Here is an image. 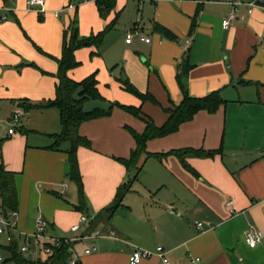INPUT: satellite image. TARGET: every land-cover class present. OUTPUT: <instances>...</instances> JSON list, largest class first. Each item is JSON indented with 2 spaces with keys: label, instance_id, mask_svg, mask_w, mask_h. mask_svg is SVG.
Returning <instances> with one entry per match:
<instances>
[{
  "label": "crops",
  "instance_id": "0c3cea01",
  "mask_svg": "<svg viewBox=\"0 0 264 264\" xmlns=\"http://www.w3.org/2000/svg\"><path fill=\"white\" fill-rule=\"evenodd\" d=\"M27 1L0 0V123L9 122L16 109L23 112L20 127L0 137L5 167L15 173L18 231L32 234L39 217L47 221L50 236L97 230L100 236L75 243L74 255L83 264H128L135 247L154 253L159 245L170 264H264V8L224 29L229 0H112L103 15L96 0H44L43 14ZM75 15L81 37L104 31L100 45L74 51L79 63L67 72L75 81L95 74L102 99L85 102L84 109L117 101L140 107L162 125L165 109L182 99L176 73L184 55L188 93L202 97L218 91L224 100L214 112L199 110L174 132L147 140L140 172L110 216L103 209L131 175L117 160L128 158L135 146L127 127L140 133L145 122L113 106L108 115L80 123L77 131L91 146L77 148L84 194L79 208L77 187L67 177L69 142L49 147L60 130L58 109L23 105L54 97L63 33ZM135 25L148 42L136 37L125 42ZM125 80L158 104L126 91ZM189 148L219 152L185 153L194 174L166 154ZM138 194L140 216L131 211ZM82 214L91 221L72 232ZM250 225L263 233L254 247L244 238ZM91 244L96 250L83 253ZM192 257L199 260L191 262ZM139 264L161 261L154 253Z\"/></svg>",
  "mask_w": 264,
  "mask_h": 264
},
{
  "label": "trees",
  "instance_id": "16d2710c",
  "mask_svg": "<svg viewBox=\"0 0 264 264\" xmlns=\"http://www.w3.org/2000/svg\"><path fill=\"white\" fill-rule=\"evenodd\" d=\"M98 9L101 15L112 7V0H96ZM104 31L95 35H89L81 37L78 34L77 18L76 15L72 18L69 26L63 33L61 56L57 59L58 69L56 72L57 81L55 83V95L52 99L42 101L39 103H24V109H42L48 107H54L59 112L60 130L54 133L53 143L49 146L52 149H57L59 145L64 142H69V149L67 150L69 171L67 177L74 182L79 194V208H82L84 204L83 184L79 171L77 148L79 146L90 147L91 142L84 136L78 133V126L80 123L86 120L106 116L110 113L113 106H118L121 109L133 114L136 117L141 118L145 122V128L142 132H137L131 127H127V130L132 135L135 146L131 150L128 158H120L117 160L126 167L127 175L129 179L118 186L116 190L113 202L103 209L104 213L108 216L112 215L115 209L120 204L123 196L130 188L132 180L136 179L140 166L137 165L139 157L142 154H147L145 145L147 140L154 137L163 136L174 132L180 123L190 120L193 115L199 110H206L208 112H214L224 100L221 98L218 91H213L202 97L191 96L186 87V77L189 69V63L187 55L181 58L180 63L177 66L176 79L179 88L182 93V99L178 104L172 105L166 108L167 119L158 126L153 120L145 115L141 108L134 105H125L115 102H109L106 107L94 106L90 109H84L83 105L89 100L102 99L97 91V80L95 74L92 73L80 81L71 79L67 72L69 69L78 65V61L75 59L74 51L80 47L89 45H100L103 39ZM123 88L139 97L142 101H150L154 104H158L156 99L150 93H142L133 84L125 80L121 82ZM219 151L203 150V149H173L166 154H173L178 157L183 167L190 172L196 174L195 170L186 162L184 154L192 153L197 156L211 157ZM164 154V153H163ZM157 158H160L162 154L153 153ZM14 172L8 170L5 167L1 154V141H0V199L1 207L6 211H16L17 207V193L14 184ZM77 206V207H78ZM76 241L61 240L58 245H50L51 251L43 258L33 260L30 256L23 253L19 249V238L13 239L8 245H4V249L9 253L8 260H11L14 264H70L72 259L71 248H74ZM7 261V259H5ZM72 264H83L80 259H75Z\"/></svg>",
  "mask_w": 264,
  "mask_h": 264
},
{
  "label": "built area",
  "instance_id": "2783aa9c",
  "mask_svg": "<svg viewBox=\"0 0 264 264\" xmlns=\"http://www.w3.org/2000/svg\"><path fill=\"white\" fill-rule=\"evenodd\" d=\"M141 1V0H137ZM29 8L33 9L40 14L44 13V0H28ZM231 5V11L228 13L221 24L225 29L229 26L230 22L235 18H243L245 14H250L255 8H264V0H229ZM75 4H69V7H74ZM240 7L244 8V12H240ZM3 18H5L3 16ZM138 38L141 41L148 42L149 38L144 36L142 32L138 29V26H134L132 29L126 31L125 42L129 43L133 38ZM23 112L19 109L13 111L10 117L12 124H16L20 121ZM15 126H10L8 128L9 133L14 132ZM231 202L228 201L227 204ZM16 211H6L4 208L0 207V247L8 245L13 239L19 238L20 244L19 249L21 252L30 256L33 260L42 258V255L50 253V245H58L61 240L69 241H81L86 238H95L100 236L97 230H94L89 235H73L71 237H56L47 235L48 223L43 218L39 217L36 219V228L32 234L20 233L15 225ZM91 218L87 215L82 214L79 217L78 223L71 225L70 230L76 232L80 228V223H89ZM194 225L197 229L202 228V222L199 220L194 221ZM263 233L250 225L245 231V242L248 246H256L262 239ZM96 250V246L91 244L83 249V253L89 254ZM72 259L70 264H72L76 257L74 255L75 249L71 248ZM154 253L159 257L161 264H170L169 259L166 256V251L162 246H156ZM151 250L142 249L135 247L128 255V264H139L143 259L149 258L154 254ZM199 257H192L191 262H197ZM0 264H6L5 259L0 254Z\"/></svg>",
  "mask_w": 264,
  "mask_h": 264
},
{
  "label": "rangeland",
  "instance_id": "374dc122",
  "mask_svg": "<svg viewBox=\"0 0 264 264\" xmlns=\"http://www.w3.org/2000/svg\"><path fill=\"white\" fill-rule=\"evenodd\" d=\"M19 122L16 124H12L10 119H9V122H5L4 124L0 123V137H3L2 134L4 132H6L8 127H10V126H16L17 128H19L20 127ZM143 170L145 171V165L143 167ZM142 177H145V173L143 174ZM139 180H140L139 183L143 182L142 178H140ZM67 184L73 186V184L70 181H67ZM136 185H138V184H136ZM139 194H141V193H139ZM139 194L137 196H135L136 197V203H135V206L131 208V211H132V213H134L136 215L139 214V216H140L144 212L143 211L144 208H143L142 200L140 199ZM0 254L3 256L4 259H7L6 264H14L11 260H8V258L10 256H9V253L4 249V247H0ZM43 257H44V255H42V258Z\"/></svg>",
  "mask_w": 264,
  "mask_h": 264
},
{
  "label": "water",
  "instance_id": "95a60500",
  "mask_svg": "<svg viewBox=\"0 0 264 264\" xmlns=\"http://www.w3.org/2000/svg\"><path fill=\"white\" fill-rule=\"evenodd\" d=\"M122 79L124 80L125 79V76H122Z\"/></svg>",
  "mask_w": 264,
  "mask_h": 264
}]
</instances>
